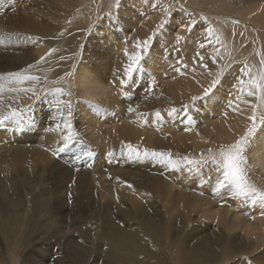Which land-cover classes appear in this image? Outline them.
Returning a JSON list of instances; mask_svg holds the SVG:
<instances>
[{"label":"bare ground","instance_id":"6f19581e","mask_svg":"<svg viewBox=\"0 0 264 264\" xmlns=\"http://www.w3.org/2000/svg\"><path fill=\"white\" fill-rule=\"evenodd\" d=\"M169 1L120 0L116 7L115 0H0V114L11 106L33 121L22 129L13 120L0 127V180L21 177L32 185L18 194L25 197L24 208H34L30 220L22 219L20 232L23 225L30 230L28 225L43 219L58 222L66 230L64 240L83 247L72 246L82 257L79 264L89 263L90 253L96 252L88 248L98 240L112 264H123L126 249L158 264H264V201L233 198L228 189L216 188L211 165L198 175L196 166L183 160H198L202 153L207 158L209 149L217 153L250 125L257 99L247 96V89L241 94L237 81L242 67L255 73L252 60L264 57V0H172L168 23L129 79V57L139 51L137 42L153 36L165 19L161 5ZM180 5L187 11L181 12ZM189 21L196 25L191 32L178 30ZM199 31L198 45L205 44L201 56L211 70L162 75L164 47L183 35L178 45L185 48ZM233 42L235 57L229 49ZM254 48L257 56L252 59L248 50ZM218 66L225 67L221 83L204 97ZM13 73L39 79H16ZM152 76L160 91L149 96ZM67 86L75 97L73 117L66 107ZM57 88L64 94L56 93ZM193 97L202 98L189 109L194 124L188 126L183 109ZM231 100L235 103L230 106ZM159 108L179 109V114L170 117L167 109L159 122L154 117ZM258 125L245 152V168L249 182L264 191V124ZM69 136L68 147L57 152ZM127 145L171 153L180 161L179 170L159 157L143 156L141 149L139 157L129 158ZM79 173L84 177L75 181L74 190L84 185L86 190L75 195L67 186L70 176ZM43 197L47 205L39 203ZM24 208L11 211V218L0 207V233L9 234L13 228H3L5 223L16 220ZM35 235L20 251L34 248L36 238L49 240ZM44 246L52 249L51 244ZM153 250L168 254L170 261H162Z\"/></svg>","mask_w":264,"mask_h":264},{"label":"rangeland","instance_id":"374dc122","mask_svg":"<svg viewBox=\"0 0 264 264\" xmlns=\"http://www.w3.org/2000/svg\"><path fill=\"white\" fill-rule=\"evenodd\" d=\"M230 1L232 3V0H230ZM168 4H169L168 6H171L170 10H172V8L174 7V3L172 2V0L169 1ZM47 5L52 7V6H54V2L47 3ZM209 12H212V9H209ZM167 19H168V17H167ZM96 21H97V19L95 17V20L93 23H96ZM90 28L91 27H89V30H88L89 32H90ZM154 29L157 30V28H154ZM248 29L252 30L251 28H248ZM156 30L154 32L156 36L155 35L153 36V40L150 43V48L152 45L155 44V40L161 31V30H158V31H156ZM255 30L256 31H254V32L258 33V30L257 29H255ZM192 35H193V38L194 37L195 38L194 39L192 38L193 40L191 39L188 42V44L186 43L185 48L182 47L183 45L180 46L178 44H177V47H175L176 42L174 44H173V42L171 44L169 43L171 46H168L169 44H167L164 47V50H163L164 63L166 66L161 65L163 71H160V72L162 73V75L174 76L173 74H175V75L177 73L184 74L186 72V70L195 69L194 71H196V69L200 68L199 63L194 62V61H198L199 57L197 56V53H199V55L201 56L202 52H200V49L201 50L203 49L200 47H196V46H199L198 43H200L199 41L201 40L200 39V31L194 32ZM194 40H196V41H194ZM194 43H195V45H194ZM207 45H209V44H207ZM236 46H237L236 43L233 42L229 48V49H233V50H231V53H230L231 57H235V55H236V52H237ZM248 54H249V58H252V59L255 56H257V52H256L255 48L249 49ZM188 55H190L191 58ZM228 56H229V54H228ZM228 56L226 57L227 62H228ZM256 59H257V57H255L252 60V64L255 67V69L258 71L260 68V60L258 62H256ZM156 60L159 61L158 59H156ZM183 65H187V67L185 68V67H183ZM212 67L213 66H211V68ZM151 68H154V66H151ZM207 68L209 70H211L210 67L207 66ZM177 69H179V71H177ZM72 70L73 69H71V72H72ZM215 71H217V70H215ZM29 72H33V71H29ZM160 72H159V74H161ZM70 81L67 82V85L70 84ZM155 81H156V83H155ZM155 84H156V86H154ZM159 84H160L159 81H157L155 79V77H153V79L151 80V83L149 85V89L147 90V93L149 96H151V93H158L160 91V90H158ZM153 88H155V89H153ZM69 89H70V91L73 90V88H68V86H67V88H65V90H66L65 92L70 93ZM50 90H51V88L48 89V92ZM69 93L67 94V101L71 102V117H73L75 97L73 96L72 93H70V95H69ZM201 98L202 97H198V99L195 101L194 107L192 106V101H188L186 103V105L189 106L190 110H192L193 108L195 109L196 107H198V102ZM233 103H235V101L231 100V104H233ZM167 109L168 108L156 109L154 111V114H155V112L159 111L161 113V116H163V118H164L165 115L168 113L169 109L168 110ZM177 110H179V109H177ZM193 115L194 114H192V117H194ZM158 121L160 122V120H158ZM161 121H163V120H161ZM258 124H259V122H258ZM258 128H259V125H258ZM161 130L162 129H159L158 131H159V133L162 134V132L164 130H162V131ZM165 137H167L166 134H165ZM135 148H137L139 150V152H140V149H141V151L145 150L139 146H137ZM83 177H84V175L82 173L70 176V180H71L70 184L71 185L68 184L67 189L70 191V188H69V186H70L71 189L73 190V194H75V195L76 194L78 195V192L81 191V188L83 190H86L85 185L83 187H81L79 190H76V191L74 190V188H77V183L75 181L77 179L81 180V179H83ZM79 186H80V184H79ZM31 188H32V185L27 183V180L25 181L24 178H21V177H12V178L0 180V203L4 204L3 207L0 206L2 208V210H5V212H7L8 215L12 218L13 216L11 214V211H13V210L17 211L20 208L21 209L24 208V206H25V205L23 206V202L25 201V197H20V196H18V194H20L21 192L23 193L24 192L23 190H25V189H31ZM41 200L39 203H41L43 205H47V203H49L47 201L46 197H43ZM33 211H34V208H31V207H29L28 209L24 208L21 215H19L16 220L11 219V220H9L10 222L7 221L5 223L3 228L8 229L10 227V228H13L14 231H12L13 230L12 229V230H10L9 234L6 231H4V234L0 233V260H1L0 262H2L3 264H21L22 260H23V263L25 261V264H39V262H40V264H43L42 262H44V264H79L78 262L80 259H82V257L79 255H76L75 250L72 248V246H74V247L77 246L76 242L64 240L63 236L65 235L66 230L62 229L63 227L58 222H49L48 220L43 219V221L38 222L34 225H28V226H30V230H28V228H27L24 231L25 225H23L22 226L23 231L20 232V226L23 224L22 219L26 218V219L30 220ZM0 213H1V211H0ZM125 218L127 221L130 220V218L127 217L126 215H125ZM25 227H27V225ZM35 234H39L42 237H47V238H49V240H40L39 241V239L36 238L35 240H38L39 242L35 241L36 243H35L34 248H28V249H26L25 252L20 251L21 246L23 249V247L26 244L29 245V242L31 240V235L34 238L36 236ZM4 239H5V241H4ZM99 241L100 240L94 242V244L97 242V244H95V246H94V244L91 247L89 246L88 249L92 250V251L94 250L96 253L95 254H93L94 252L92 254L90 253L91 259H89L88 260L89 263L88 262L87 263L88 264H112L109 261L110 259L108 258V254L104 251L103 248L100 247ZM89 242H90V240L86 244V247H88V245H90ZM91 243H93V240L91 241ZM48 244L52 245V249L48 248V246H44V245H48ZM77 248H79L80 250L83 249V247H81L79 245L77 246ZM153 251L156 255H161V260L163 259L162 261H165V259L168 260L167 262L170 261L169 260L170 257L168 254H162L158 250H153ZM157 252H158V254H157ZM123 254L125 255V257H121L123 264H132L133 260H135V262L139 261L137 264H139L140 261H144L146 264L156 263L154 261L155 259H153V261H152V259H149V258H144L142 256L137 257V255H133L132 251H130L129 249H126L125 251H123ZM18 258H19V260H18ZM108 262H110V263H108ZM156 264H158V263H156Z\"/></svg>","mask_w":264,"mask_h":264},{"label":"snow or ice","instance_id":"6c2138e0","mask_svg":"<svg viewBox=\"0 0 264 264\" xmlns=\"http://www.w3.org/2000/svg\"><path fill=\"white\" fill-rule=\"evenodd\" d=\"M120 0H115V6L119 7ZM164 12H165V19H162L159 24L157 25V30L163 29L165 25L168 23L167 17L170 15V8L171 6H163ZM181 12H186L187 10L183 8L182 5L179 6ZM195 23L192 21H189L188 23L182 22L181 25H178L179 28H183L184 32H191L192 29L195 27ZM208 37L210 38L213 34V29L208 28L207 29ZM155 33H153V36ZM153 36H149L148 39L139 41L136 44V47L139 49L134 55L130 56L131 64L125 69V75L130 79L131 74L136 71L137 66L139 65L140 61L143 59V54L146 53L149 49V45L153 40ZM29 40H31V37H28ZM184 39L183 35H177L176 37V44H179L181 40ZM217 42H219V37H216ZM200 48H204L205 44L201 43L199 45ZM127 55V53H126ZM197 56L199 57L198 61H194L195 63H199L200 67L207 68V65L204 63V57L200 56L199 53H197ZM43 57L41 58V61H43ZM212 63L217 64V57L213 56L211 57ZM31 67V65L29 66ZM183 67H187V65H183ZM195 69H193L194 71ZM179 71V69H177ZM225 73V67H219L216 77L210 82V84L203 89V96L208 97L210 93L213 92V89L217 87L218 84L221 83V78L223 77ZM241 77L238 78V86H239V92L241 94H245L249 97H256L257 103L252 104V115L249 117V120L251 121L250 125L248 126L247 130L240 136L239 139H237L234 143L223 146L221 145L219 147V151L217 153H212V150L209 149V156L207 158L204 157V154L202 153L200 156V159L194 160L190 159L187 156L183 157L184 162L188 166L195 165L197 174H200V169H202L205 166H212V170H214L217 173L215 185L217 189H228L233 193V198H246L250 199L253 202L257 198H259L261 201H264V191L258 190L255 186H253L246 174V164L247 159L245 156V152L247 150V147L251 141V139L254 137L255 133L258 129V121L260 124H264V57L260 60V68L257 72L253 73L248 66H244L241 69ZM211 74V73H209ZM16 79H31V80H38V77H23L20 73H14L11 74ZM68 75H71L70 73ZM243 77H247V80H245ZM125 80H121V86H125ZM56 93L64 94L63 89L57 88L54 90ZM26 92H30L33 96L38 95L37 90L35 89H27ZM70 95V94H69ZM127 95V93H125ZM198 99V97L192 98V106H195V101ZM229 105L231 106V101L229 102ZM66 107L68 108V115H71V102L66 103ZM184 113L185 118L187 119L188 126H191L194 124V120L191 115L188 114L189 106H184ZM129 112H134L135 109L129 107ZM259 112V117L257 113ZM178 110L173 108L168 113L170 117L178 115ZM155 117L157 120H161L162 116L159 111L155 112ZM13 120L18 127L21 129L25 125H29L33 123V121L25 120L24 117L21 116L20 112L9 106V109L6 114H0V127H3L5 125V121ZM60 125L57 124V128H59ZM65 127H70L67 124V121H65ZM190 130V129H189ZM71 137H67L65 139L64 147L58 148L57 152L64 151L68 147L67 141L70 140ZM129 158L132 157L133 154H135L137 157L141 155L139 150L137 148H133L131 145H127ZM55 154V153H54ZM112 153H109V156H111ZM143 156L148 157H159L162 160H166L167 164L171 166L173 171L179 170V164L180 161L174 160L172 158L171 153H165V152H157V151H151L144 150L142 153ZM189 171H192V168L189 167ZM131 187V185H129ZM244 264H248V261L245 260Z\"/></svg>","mask_w":264,"mask_h":264}]
</instances>
